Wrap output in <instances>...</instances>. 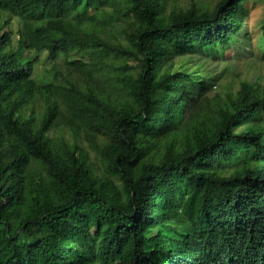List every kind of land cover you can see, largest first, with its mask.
<instances>
[{
  "label": "trees",
  "instance_id": "1",
  "mask_svg": "<svg viewBox=\"0 0 264 264\" xmlns=\"http://www.w3.org/2000/svg\"><path fill=\"white\" fill-rule=\"evenodd\" d=\"M246 1L0 0V264H264V85L176 61L224 57Z\"/></svg>",
  "mask_w": 264,
  "mask_h": 264
},
{
  "label": "rangeland",
  "instance_id": "2",
  "mask_svg": "<svg viewBox=\"0 0 264 264\" xmlns=\"http://www.w3.org/2000/svg\"><path fill=\"white\" fill-rule=\"evenodd\" d=\"M180 4L188 7L190 5L213 7L218 0H179ZM247 14L245 18V29L243 35H240L239 42L231 45L225 56L220 59H213L207 55H187L176 58V61L188 60V62L200 67L202 74L206 75V82L210 86L208 95L212 96L216 92L228 90L236 91L241 81L259 82L264 85V59L258 48V38L261 34V27L264 22V2L261 0H248L245 3ZM1 21L9 20V29L13 33L12 41L7 49L17 47V29L19 20L15 17H9L5 12H0ZM262 24V25H261ZM108 30L111 35L119 37V28ZM17 54L21 56L22 61L28 62L35 60L34 75L37 80L45 81L49 79L46 73L48 66L45 65L46 52H37L17 49ZM78 56L74 57L77 58ZM57 64L63 69L61 59ZM67 74L66 72H63ZM194 90H200L198 85L193 84ZM215 89V90H214ZM192 89L190 88L189 91ZM195 94V93H194ZM185 112V110H184ZM68 138L69 134L65 133Z\"/></svg>",
  "mask_w": 264,
  "mask_h": 264
},
{
  "label": "bare ground",
  "instance_id": "3",
  "mask_svg": "<svg viewBox=\"0 0 264 264\" xmlns=\"http://www.w3.org/2000/svg\"><path fill=\"white\" fill-rule=\"evenodd\" d=\"M85 12V11H84ZM89 13V12H88ZM262 25V24H261ZM70 50H68V52H69ZM67 53V52H66ZM72 59V58H71ZM64 62V61H63ZM255 83V82H254ZM215 90V89H214ZM111 93V92H110ZM176 150V149H175ZM167 152V151H166ZM165 152V153H166ZM166 154H168V153H166ZM165 155V154H164ZM260 155V154H259ZM152 158V157H151ZM257 162V161H256ZM251 163V162H250ZM252 164V163H251ZM254 165H255V163H254ZM175 201H177V199H175ZM177 204V203H176ZM177 205H179V204H177ZM171 206H173V204L171 205ZM175 206V205H174ZM182 210H184V208H182ZM168 230V229H167ZM250 237V236H249ZM241 239V238H240ZM255 239V238H254ZM247 240V239H246ZM249 240V239H248ZM249 242V245H250V241H248ZM238 242H236V244H237ZM241 243V242H240ZM246 243V242H245ZM232 247H234L233 246V243H232ZM232 247H230V248H232ZM244 248V247H243ZM233 249V248H232ZM249 249V248H248ZM244 251V250H243ZM232 253V252H231ZM243 254V253H242ZM245 255V254H244ZM255 256V255H254ZM234 257V256H233ZM233 257H232V259H233ZM244 257V256H243ZM249 258V257H248ZM235 259V258H234ZM246 260V259H245ZM258 260V259H257ZM248 261V260H247ZM247 261H245V262H247Z\"/></svg>",
  "mask_w": 264,
  "mask_h": 264
}]
</instances>
